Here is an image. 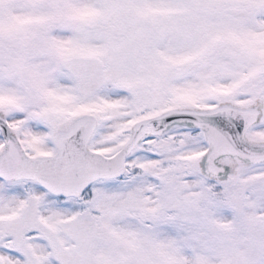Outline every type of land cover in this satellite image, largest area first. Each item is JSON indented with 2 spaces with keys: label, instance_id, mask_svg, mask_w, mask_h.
<instances>
[{
  "label": "snow or ice",
  "instance_id": "1",
  "mask_svg": "<svg viewBox=\"0 0 264 264\" xmlns=\"http://www.w3.org/2000/svg\"><path fill=\"white\" fill-rule=\"evenodd\" d=\"M0 264H264V0H0Z\"/></svg>",
  "mask_w": 264,
  "mask_h": 264
}]
</instances>
